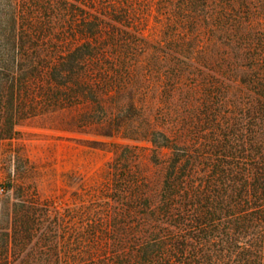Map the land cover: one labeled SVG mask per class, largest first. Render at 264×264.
<instances>
[{"label":"rangeland","instance_id":"374dc122","mask_svg":"<svg viewBox=\"0 0 264 264\" xmlns=\"http://www.w3.org/2000/svg\"><path fill=\"white\" fill-rule=\"evenodd\" d=\"M70 2L39 0L48 10L34 12L61 50L95 53L86 69L93 94L48 106L33 89L22 98L34 111L0 141L8 264L104 258L127 247L136 217L138 235L166 225L163 206L145 220L129 207L139 194L162 201L176 153L153 139L186 145L201 180L217 159L264 155V0H82L86 19L102 23L94 38L71 26Z\"/></svg>","mask_w":264,"mask_h":264},{"label":"trees","instance_id":"16d2710c","mask_svg":"<svg viewBox=\"0 0 264 264\" xmlns=\"http://www.w3.org/2000/svg\"><path fill=\"white\" fill-rule=\"evenodd\" d=\"M71 1L67 6L71 26L88 38L96 37L101 20L92 16L88 21L86 16L91 15L83 14L82 0ZM34 8L48 10L39 0H0V141L10 138L15 125L34 111L22 98L33 89L43 91L48 106L71 102L74 95L93 94L95 83L89 81L86 69L95 53H86L83 45L61 50ZM42 79L45 86L39 83ZM163 140L152 143L176 155L167 167L161 203L154 205L147 195L139 194L129 207L135 217L139 213L145 220L163 206L166 225L156 223L138 235L141 225L136 217L127 247L104 258L77 255L75 264H264V155L242 164L217 159L201 180L194 176L198 161L186 145ZM16 212L27 216L30 211ZM21 223L29 234L27 222ZM15 230L18 235V227ZM14 242L18 248L20 239L15 237ZM10 244L0 245V264L10 262Z\"/></svg>","mask_w":264,"mask_h":264}]
</instances>
